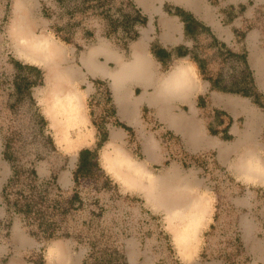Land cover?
Here are the masks:
<instances>
[{
	"label": "rangeland",
	"instance_id": "rangeland-1",
	"mask_svg": "<svg viewBox=\"0 0 264 264\" xmlns=\"http://www.w3.org/2000/svg\"><path fill=\"white\" fill-rule=\"evenodd\" d=\"M25 1L28 6L24 14L25 28L35 38L45 37L54 45L62 46L65 54L68 48V58L77 67L81 66L79 57L82 52L99 41L111 43L128 57V45L138 41L143 31H146L148 42H151L152 52L173 46L159 38L162 31L159 16L147 13L136 0H100L103 8L73 16L70 15L74 10L72 8L81 0ZM13 3L14 0H0V62L1 58L6 60L8 57L6 64L11 66V72L0 68V91L5 98L0 105V261L6 264L11 257H22L29 264H264V186L240 181L233 172L219 165L217 153L212 149L200 153L189 151L182 137L168 129L166 123L157 119L147 106L142 107V122L137 128L118 127L116 124L120 122L117 121L116 107L112 105L106 80L87 79L86 83L79 84L81 90L89 89L86 109L90 123L84 129H96L94 145L81 147L73 154H60L34 97L35 90L44 85V75L43 70L33 63L48 66L49 63L45 60L24 63L18 59L17 43L14 38L8 37L15 18ZM157 5L164 11L162 13L178 14L173 19L181 30L186 32L179 18H186L189 22L190 33H185L186 36L177 42L188 46H182L179 50V53H186L179 60L195 63V76L200 85L201 82L208 83L205 79H214L204 73L203 62L198 58L199 44L190 28L193 22H201L211 28L212 31L206 30L218 37V40L214 38L215 45L222 53L223 60L235 55L243 60L244 57L253 60L246 43L252 32L261 33L256 44L264 51V0H201L203 13L200 15L171 0H160ZM175 8H180V11ZM107 9L110 20L115 22L113 27L121 26L117 21L124 13L146 18L144 24L136 23L127 34V39L135 35L137 38L128 42L127 46H121L125 50L117 45L118 38H121L119 32L111 28L109 31L103 20ZM204 10L208 11L215 26L205 18ZM108 34L109 40L105 38ZM19 65L36 69L29 71L21 69ZM214 81L221 87L220 80ZM244 81L245 85L253 83L250 71L244 74ZM216 85L212 87L216 88ZM233 93H245L264 119V105L260 102L263 95L260 92L246 86ZM197 97L194 96L195 101ZM204 98L209 103L207 92ZM176 105L178 107L174 108V113L177 115L183 114L181 110L187 111L184 104L177 102ZM212 111L209 104V109L203 111L200 118L208 121L213 117ZM25 114L29 116L27 121L35 123L29 132L38 134L43 142L63 156L64 161L59 167L48 157L42 156V152L36 151L29 152L25 163H21L20 158H25L21 152L27 151L25 142L20 141L18 135L15 140L18 146H15L13 132L6 130L5 126L21 121ZM245 121V117H242L233 123L240 131ZM251 125L253 127V124H248ZM111 127L125 132L122 147L131 161L145 167L147 173L141 186L149 190L138 185H122L110 175L112 181L100 167L101 153L109 142L108 130ZM218 127L217 123L211 121L207 133L230 143L235 141L228 147L237 153V158L247 149L257 170H262L252 181L264 182V154L258 155L255 150L257 147L259 152L262 150L264 124L262 139L255 142L250 134L244 145L239 138L246 128L236 137L227 135V127L222 130ZM75 133L76 130L71 135ZM103 135L107 138L100 143ZM225 136L230 138L226 139ZM85 150L91 152L92 156L82 155L86 166L77 173L80 152ZM155 150L157 163H150ZM236 157H232L233 163ZM74 160H77V166L71 171ZM44 162L49 164V171L41 174L36 169L42 170L40 163ZM19 168L24 170L20 171ZM31 170H36V177L32 176ZM58 174L62 183H68L69 177L70 188H59L56 183ZM154 178L160 181L166 179L165 184H168L151 181ZM182 183L189 186L191 190L188 192L197 196L205 209L201 220L205 218L207 221L196 228L185 227L184 220L179 216L168 218L167 212L157 204L158 199L163 202L175 201L178 198L175 186ZM150 190L155 195L154 199L151 194L147 196ZM74 193L81 200L71 204L69 199ZM63 210L64 215L68 214L65 219L59 216ZM85 215L93 221V226L85 221ZM251 223L259 228L255 234H250L248 225ZM190 230H195V233L183 234ZM181 234L186 239L179 244L176 238Z\"/></svg>",
	"mask_w": 264,
	"mask_h": 264
},
{
	"label": "crops",
	"instance_id": "crops-1",
	"mask_svg": "<svg viewBox=\"0 0 264 264\" xmlns=\"http://www.w3.org/2000/svg\"><path fill=\"white\" fill-rule=\"evenodd\" d=\"M153 1H152V5L148 6L147 8L142 6L141 4H140L141 6L140 5L139 6L141 8L143 7V9L147 13L159 16V19H160L159 23L162 29L161 36L159 38L165 44L174 46V47L171 46L169 49L175 48L177 46H184V44L180 45V44H177V42L179 41V39H182L183 36H186L184 34L187 32L181 30L180 25L175 23V19H173L175 16H171L167 12L162 13L164 11L162 10L161 7L157 5L160 0H155L154 2ZM175 3L176 5H180V6L188 8V6H185L184 4H180L177 2ZM189 9L193 10L190 7ZM205 12L207 13L208 11L205 10ZM208 16H210V14ZM165 18L169 19L170 22H174L176 27L174 29L167 30L164 26V21L166 20ZM199 24H201L205 28L206 27L209 28V30L212 31L211 28L207 26L206 24L201 23V22H199ZM210 24L212 25V22ZM182 27L184 28V26ZM144 32H145V35L143 34ZM144 32H142L141 37L138 41H134L128 45V48L130 49V54L128 57H126L125 52L123 53L121 49H119L116 46H113L111 43L99 41L97 44L90 46L87 50L82 52L81 56L79 57V62L81 64L80 67L75 66L73 61L69 60L68 55H67L69 52V49L66 48L67 54L65 53L62 54L61 58L59 59L60 60L59 65H60V68H62L63 70L73 73V77L71 76V80H69L65 84V86L61 85V87H64L61 90V93H62L61 96L67 97L69 96L67 94L70 93L71 99L63 98L61 99V102H63L64 100H70L71 103L74 104L75 106L74 107L75 116H78L76 118V121H74L72 124H69V122L67 123L69 126L65 124L66 120H65V116L63 115L64 112L62 111L64 108L59 109L58 106L60 105L57 104L54 100V94H52V92L55 91V89H50V87L47 85L46 78H47L49 66L45 65V63L44 64L43 63L41 64L33 63V65H36L43 70V75H44L43 76L44 85L35 90L34 97L40 109L41 117L44 121L47 122V128L51 130V136L53 137V140L56 145L55 147L59 150L60 154L63 155L64 153L66 154L67 152L70 154L71 153L73 154V153H76V151L80 149L81 147H91L92 145H94L95 138H96V129L93 128L90 131L88 129H84L90 123L89 115L87 113L88 111L86 109V94H87V90L89 89L81 90L79 88V84L82 85L86 83L87 79H101V80H106L108 82L111 96L113 99L112 105L116 107V113H117L116 116H117L118 122L123 123L125 124V126H128V127L137 128L139 124H141L142 122L141 120L142 107L147 106L152 110L154 116L157 119L166 123V127L168 129L172 130L173 133H176L182 137L184 145L189 151H192L194 153H200V152H205V151H209L212 149L216 151L217 153L219 165L233 172L240 181L246 184L264 186V182L262 181H259V180H256L257 182L252 181L254 179L253 176L245 178L244 177L245 175L243 176L241 172L239 171V167L237 166L238 163L237 162L233 163L232 157H236L237 153L233 152L232 149H229L228 146L233 144L235 141L230 143L222 137L214 138V137H211L213 136L211 135V133L209 134L207 133L209 123H211V121L213 123L214 121L215 124L217 123V125H219L218 129L220 130L227 127V135L229 136L237 137L238 134L240 132L241 133L244 132L246 128V132L241 134L239 138V141L242 144L243 143L246 144L248 138L250 137V134H251L252 140L255 142H258L259 141L258 139H262L264 119L262 118L261 115H259L257 110L253 107V103L248 99V97L241 95V93L240 94L233 93L231 91L226 90L223 87H219L218 85L215 84L217 81L215 82L214 80H211V79H205V81H207L208 83L201 82L202 85H200V83L198 82L195 76V68H194L195 63L193 64L192 62L186 61L184 59H180V60L174 59L173 62L178 60L174 63L175 64L181 63V64L191 66L193 70V74H194V79H195V84L192 87V89L184 93L181 98L170 97L169 99H166V101H163V102L150 100L152 96L156 95L155 90L157 89L159 85L160 77L163 76L164 74H167L170 71V69L173 67L174 63H171L172 65L170 64L169 67L167 68V67H163V65H161V63L157 61V59L151 53L152 52L151 42H148V36H146V31ZM8 37L12 38V35L8 33ZM260 37H261V33H257V32L255 33L252 32L248 35L249 41L246 43L248 45L247 47H249V50H250L249 52H251L250 58L252 57L253 60L245 57V62L247 64L248 71H250L251 73L252 81H253V84L255 85L256 90L264 96V51L260 49L259 46L256 44V43H259L258 39ZM214 38L218 40V37H216L215 35H214ZM161 40H159V42ZM117 45L120 48L123 47V46L121 47V45L119 44ZM58 47L61 48L62 52L65 49L62 46H58ZM184 47H188L187 44H185ZM97 49H100V50L104 49L107 51H112L113 55L108 56V57L105 56L104 52H101L102 54H100L99 52H96L92 55L95 61L97 63H100L102 66H104V69H107L108 72H103L102 74H94L93 72L89 71L88 68L84 64V61L87 58V56L91 55L92 52H94ZM122 49L125 50V48H122ZM138 49L144 52V54L147 56L150 64L152 65L151 72L149 73V77L146 76L144 78L140 76L141 78L139 79H136L135 77H133L132 79L129 78L124 82L123 88L125 89L126 95L123 96L124 98L119 97L118 99H120L121 101H124L128 105V109L131 112V114L127 117H123V115L119 111V100L117 99V97H115V94L112 90L113 77L110 71L112 70L115 71V69L117 68L115 59L123 63L124 61H127L130 57H132L133 53ZM163 49L166 51L169 50L166 48H163ZM232 55H235V54H232ZM235 56L239 58V55H235ZM17 57L20 61L24 63H27V62L29 63L30 61V60L28 61L25 60L19 55ZM7 58L6 60H4V58H1L0 68L7 69L10 71L11 66L6 64ZM61 60H62V63H61ZM166 68L168 71H166ZM163 71L165 72L163 73ZM213 85H216L217 87L214 88L212 87ZM206 92L208 93L209 103H207L204 98V93ZM196 95L198 97H197V100L195 101L194 96ZM177 102L182 103L187 107V111L181 110L183 113L181 115H177L176 113H174V108L178 107L176 105ZM209 104L211 105V109L213 110L212 111L213 117L211 119H208L207 121L204 118L201 119L200 115L203 111L205 112L206 110L209 109ZM161 106H165L169 109L168 111L169 116H172L174 118L177 116H181L183 118L182 126L179 128H175L166 119L158 115V107H161ZM220 110L224 111V113H221ZM242 117H245L246 121L244 123V126L242 127L243 129L239 131L236 123H233V122H235L236 120ZM249 123L253 124V127L251 125L252 128L248 126ZM74 130H76L77 133H75V135L72 136L71 132ZM80 133L81 135H79ZM125 137H126V134L122 129L111 127L108 130L109 142L106 144V148L104 149L105 151H103V153L106 152V150L107 151L110 150L111 147L108 146L110 143L117 144L118 146L123 148L122 140H124ZM262 143L263 144H262L261 152L258 151L259 150L258 147L255 149L258 155L262 154V152L264 154V140L262 141ZM153 145L156 148V144L153 143ZM58 147L63 149V151L60 150ZM251 154H253V151L251 152ZM157 160H158L157 150H155L154 157L150 160V163H157ZM262 160L264 162L263 158ZM40 165H39L40 166L39 169L42 168V170H38L37 168L36 169L37 172L39 171V173L43 174L44 171L46 170L49 171L48 163L44 162V163H40ZM76 166H77V160H74V163H72V166L70 167V169H72L71 171H73L76 168ZM100 167L103 169V171H105V173H107V175L109 176L111 175L120 184L124 185L122 181L120 182L118 177H115V175L112 172H109L106 170V167L103 166V163H102V166L100 163ZM60 174L57 175L58 178L56 180V183L58 182L57 185L59 186V188L60 187H63L66 189L70 188L71 181L69 177L67 178L68 183H62L59 179ZM111 176L109 177V179L112 180ZM134 185H137V184H134ZM205 221H207L205 220V218L201 220L199 226L203 224ZM248 226L250 229V234H255L259 231V228H257L254 223L253 224L251 223ZM6 264H29V263L23 260L22 257L20 258L11 257L8 259Z\"/></svg>",
	"mask_w": 264,
	"mask_h": 264
},
{
	"label": "bare ground",
	"instance_id": "bare-ground-1",
	"mask_svg": "<svg viewBox=\"0 0 264 264\" xmlns=\"http://www.w3.org/2000/svg\"><path fill=\"white\" fill-rule=\"evenodd\" d=\"M152 1L153 0H137L139 4L146 8L152 5ZM171 1L184 4L185 6H188V8H192L198 15L199 13H203V8L200 6L201 0ZM13 6L15 11V18L12 21L9 32L18 46L16 53L25 60H30L31 62H42V60H45L49 63L50 71L49 73H47L46 82L50 89H55V91L52 92V94H54V100L57 104L60 105L58 106L59 109L64 108L62 111L64 112L63 115L65 116L66 120L65 124L69 126L67 123L69 122V124H72L74 121H76V118L78 116H75V106L71 103L70 100H64L63 102H61V99H69L71 97L70 93L67 94L69 95L67 97L61 96V90L64 88L61 87V85L65 86V84L69 80H71V76L73 77V73L63 70L59 65V59L61 58L62 54L65 53V50L62 52L61 48L58 47L59 45H54L45 37L35 38L32 32L28 28H25L26 21L24 18V14L28 9L27 2L25 0H14ZM204 13L205 17L207 19L209 18L210 22H212L211 17L208 16V12L206 13L204 10ZM166 20L164 21V26L167 30L174 29L176 27L174 22H170L169 19ZM213 25L214 24L212 23V26ZM143 34L145 35V32ZM96 52H99L100 54H102L101 52H104L106 57L113 55L112 51L97 49L92 52L91 55L87 56L84 61L85 66L94 74H102L103 72H108L107 69H104V66L95 61L92 55ZM115 61L117 64V68L115 69V71H110V73L113 77L112 90L115 94V97H117L118 99L119 97H123L126 95L125 89L123 88L124 82L129 78L132 79L133 77H135L136 79H139L141 77L145 78L146 76L149 77L152 65L150 64L144 52L139 49L136 50L133 53V56L130 57L127 61H124L123 63L119 62L117 59H115ZM194 84L195 79L191 66L177 63L173 65V67L167 74H164L160 77L159 85L155 90L156 95L152 96L150 100L163 102L170 97L181 98L184 93L192 89ZM118 100L120 113L123 115V117L129 116L131 112L128 109V105L124 101H121L120 99ZM168 111L169 109L165 106L158 107V115L166 119L171 125H173V127H181L183 118L181 116H177L175 118L169 116ZM79 135H81V133ZM108 146L111 147L110 150H106V152H104L103 154L101 153L102 163L103 166L106 167V170L112 172L115 177L119 178L120 182H123L124 185L132 186L134 184H137L138 186H141V181L144 178L143 176L147 173L145 167L141 164L131 161L123 148H121L117 144L110 143ZM236 162L238 163L237 166L239 167V171L243 176L245 175V178L250 176L257 177L259 172L262 173V170L259 171L255 167L252 156L247 149H245L241 153V155L238 156ZM162 180L160 181V179L154 178L151 181H154L155 183L163 182L165 184L166 179L164 181ZM175 187H177L178 193V198H176L175 201L163 202L158 199L157 204H160L161 207H163V209L167 212L168 218H170L171 216H179L182 220H184L183 224L186 225L185 227L196 228L200 224L201 217H203L205 211V209H203L202 201L197 198V196L194 197L192 193L188 192L190 191V188L186 183L178 184ZM141 188H147V190H149V188L145 186H141ZM147 192V196L151 194V197L154 199L155 195L153 194V192L151 190L150 193L149 191ZM147 198L149 199V197ZM195 230H190L184 232L183 234L195 233ZM185 239L186 237L182 234L178 238H176L177 243L179 244L183 243V240Z\"/></svg>",
	"mask_w": 264,
	"mask_h": 264
},
{
	"label": "water",
	"instance_id": "water-1",
	"mask_svg": "<svg viewBox=\"0 0 264 264\" xmlns=\"http://www.w3.org/2000/svg\"><path fill=\"white\" fill-rule=\"evenodd\" d=\"M190 28L194 32V37L199 44V55L198 58L203 62V70L207 76L214 80H220L221 87L226 90L237 92L243 87L249 88L252 91H256L252 82L248 85L242 84V76L248 72L247 64L245 60L238 58L236 56H230L225 60L222 59V55L219 52L217 46L215 45V39L213 34H211L206 28L201 24L193 22ZM244 85V86H243ZM5 102L3 93L0 91V105ZM261 104L264 105V97L262 96L260 100ZM29 116L25 114L21 121L7 123L5 129L9 132H13L12 136L15 143L16 137L19 135L20 141H24L27 147L26 152H21L25 158H20L21 163H25L27 154L31 151L42 152V156L48 157L51 162L59 167L64 161L63 156L55 152L51 146L43 142L42 138L38 134H34L30 131L33 126L32 122L27 121ZM29 120V119H28ZM23 168V167H22ZM19 168L20 171L24 170ZM0 264H3L0 261Z\"/></svg>",
	"mask_w": 264,
	"mask_h": 264
},
{
	"label": "trees",
	"instance_id": "trees-1",
	"mask_svg": "<svg viewBox=\"0 0 264 264\" xmlns=\"http://www.w3.org/2000/svg\"><path fill=\"white\" fill-rule=\"evenodd\" d=\"M104 4L102 2H100V0H81L80 4H77V6H74L72 9H74L72 11V13L70 14L71 16H73V14H81L84 15L86 14L88 11H93L95 10V8H103ZM177 11H180V8H175ZM97 10V9H96ZM140 12V11H139ZM169 15L171 16H178L177 13L174 14H170L169 12H167ZM103 14V13H102ZM190 15V14H189ZM142 18V19H141ZM181 19L180 21H182L184 29L186 30V32H189V22L187 21L186 18H179ZM103 20L107 23V28L112 29V31L114 32H119L118 35H120L121 38H118V44L121 46H127L128 42H131L133 40H136L137 35H135L134 37H130V38H126L127 34L130 32V30L136 25V23L140 24H144V22H146V18L144 16H140L139 14H135V15H130L129 13L125 14L120 18V20L117 21V23H121V26L118 27H113L112 24H114L115 22L113 20H110V16H109V10L107 9L105 12V15H103ZM127 22V24H125ZM207 28V27H206ZM209 29V28H207ZM108 36V37H107ZM106 37L110 38V35L108 34ZM65 42L67 40H64ZM182 46H177L175 48L169 49L168 51L162 49V48H158L157 50H155L154 52H152V55L157 59L158 62L161 63V65L163 66H169L174 59H179L181 57H183L186 53H179V50L182 49ZM184 49V48H183ZM245 58V57H244ZM17 63V62H15ZM19 67L21 69H25V70H29V71H34L36 68L31 67V66H20ZM241 95L243 96H247L245 93H241ZM44 121V120H43ZM118 127H122V128H126L125 125L117 123L116 124ZM107 136L103 135L101 137V141L100 143L104 142L106 140ZM226 139H229V136H225ZM100 146V144H99ZM91 155L92 153L85 150V151H81L80 152V157L78 160V166L75 172H79L83 169V167L86 166V161L84 163V160L82 158V155ZM31 174L32 176L36 177V173L34 170H31ZM76 180V179H75ZM79 202V200H81L80 196L76 193H74L72 195V197L69 199V202L71 204H73V202L77 201ZM62 201H59V203ZM65 211H61V213H59V216H63L64 219L65 217L67 218V215H64ZM86 219L85 220L88 225L93 226V221L90 220V217L85 215ZM4 264V261H2Z\"/></svg>",
	"mask_w": 264,
	"mask_h": 264
},
{
	"label": "flooded vegetation",
	"instance_id": "flooded-vegetation-1",
	"mask_svg": "<svg viewBox=\"0 0 264 264\" xmlns=\"http://www.w3.org/2000/svg\"><path fill=\"white\" fill-rule=\"evenodd\" d=\"M242 84H245V81H244V75L242 76V80H241ZM39 124V123H38ZM33 125H35V123L33 122ZM39 128V126H38ZM33 129L35 130V128L33 127ZM40 129V128H39Z\"/></svg>",
	"mask_w": 264,
	"mask_h": 264
}]
</instances>
